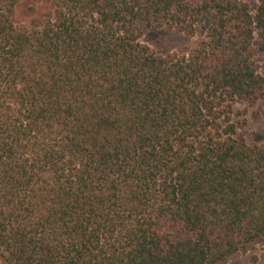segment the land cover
<instances>
[{
  "label": "trees",
  "instance_id": "1",
  "mask_svg": "<svg viewBox=\"0 0 264 264\" xmlns=\"http://www.w3.org/2000/svg\"><path fill=\"white\" fill-rule=\"evenodd\" d=\"M0 0V264H228L264 247V0ZM185 44L156 53L149 33Z\"/></svg>",
  "mask_w": 264,
  "mask_h": 264
},
{
  "label": "rangeland",
  "instance_id": "2",
  "mask_svg": "<svg viewBox=\"0 0 264 264\" xmlns=\"http://www.w3.org/2000/svg\"><path fill=\"white\" fill-rule=\"evenodd\" d=\"M246 3H254L256 0H240ZM34 5L38 13L42 10V6L35 5L29 0H23L17 4L15 10V18L18 23L27 22L31 18L29 9ZM143 43L149 46L156 53L171 52L185 44V39L180 35H175L165 31H158L147 34L142 39ZM255 52V60L259 73H264V42L259 40L257 36L253 41ZM248 139L251 142L264 143V101L260 102L256 108L248 111ZM254 254L257 260L254 261L251 256H240L228 264H264V247L256 249Z\"/></svg>",
  "mask_w": 264,
  "mask_h": 264
}]
</instances>
